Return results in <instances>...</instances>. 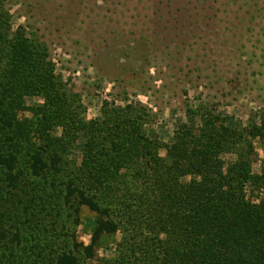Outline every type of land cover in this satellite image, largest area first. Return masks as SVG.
<instances>
[{
	"label": "rangeland",
	"instance_id": "1",
	"mask_svg": "<svg viewBox=\"0 0 264 264\" xmlns=\"http://www.w3.org/2000/svg\"><path fill=\"white\" fill-rule=\"evenodd\" d=\"M263 117L264 0H0V264H255Z\"/></svg>",
	"mask_w": 264,
	"mask_h": 264
},
{
	"label": "trees",
	"instance_id": "2",
	"mask_svg": "<svg viewBox=\"0 0 264 264\" xmlns=\"http://www.w3.org/2000/svg\"><path fill=\"white\" fill-rule=\"evenodd\" d=\"M3 161L4 156L0 154V164H2ZM200 173L202 174L203 178H206V172L203 169H201ZM215 176H217L219 180H216V178H214ZM212 177L213 181H211L212 183L210 184L213 187H218L217 191L215 192V197L219 198L222 194L220 187L222 186L224 177L223 174L218 171H213ZM207 180H209V178H207ZM245 180H247L246 176H241V180H239L240 187L243 186V182ZM198 184L199 183L196 179L192 180V189L196 190ZM168 194L169 193H166V198L169 197ZM203 195L205 196V198L207 197V195L210 196L209 190L204 191ZM206 214V208L203 205L197 204L196 207L193 206V208L189 211V215L181 216L179 214L180 218L186 219L190 217L188 224H182L179 223V221L177 223V221H175L174 224L170 225L168 228H165V233L168 236V241L176 244L177 248L175 249L179 250L181 247L185 249L189 246V244H191L192 246L191 249L202 248V242L206 238ZM235 218L238 219L239 223L235 225L234 230H236L237 237L243 239L242 243L246 244V249H250V242L254 241V243L256 244V249L264 250V207L260 205L249 204L244 199H242L241 207L240 209H238V213L235 215V217L233 216V219ZM221 220L222 222L225 221L223 220L220 211L216 210L213 213V223L216 225V230L213 235L215 240L218 239V235L220 234L218 227L220 226ZM229 222H231V220ZM195 244H198V246H196ZM196 255V259H200L203 257L202 253L196 252ZM237 262L239 264H251V260L247 258V256L239 258ZM54 264H77V258L72 253H62L56 258ZM255 264H264V256L260 257L258 262H256Z\"/></svg>",
	"mask_w": 264,
	"mask_h": 264
}]
</instances>
